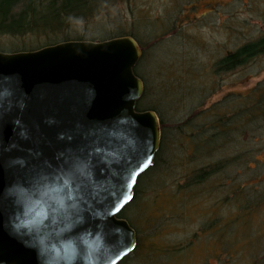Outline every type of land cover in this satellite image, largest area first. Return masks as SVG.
Listing matches in <instances>:
<instances>
[{
    "label": "water",
    "instance_id": "95a60500",
    "mask_svg": "<svg viewBox=\"0 0 264 264\" xmlns=\"http://www.w3.org/2000/svg\"><path fill=\"white\" fill-rule=\"evenodd\" d=\"M141 55L127 34L0 50V264H40L28 237L11 229L14 199L81 156L90 158L97 187L80 227L104 237L99 264H117L134 249L136 231L119 213L161 141L156 111L136 107L144 90L134 71ZM109 128L123 135L115 141L119 157L106 161L92 149L113 146L103 134Z\"/></svg>",
    "mask_w": 264,
    "mask_h": 264
},
{
    "label": "rangeland",
    "instance_id": "374dc122",
    "mask_svg": "<svg viewBox=\"0 0 264 264\" xmlns=\"http://www.w3.org/2000/svg\"><path fill=\"white\" fill-rule=\"evenodd\" d=\"M174 1L134 0L136 13L140 12L142 16L149 15L146 20L160 18L169 11V17L174 18L173 21L176 23L180 20V25L184 29L180 32L176 26L174 32H171L172 39L162 37L163 40H159L160 38H153V32L150 30L152 24H147L149 29L145 34L146 44L151 47L157 43L150 49L146 46L147 68L144 74L147 77L148 89L154 91L149 96L161 102L168 100V95L174 100H177L175 97L182 95L187 104L184 107L180 106L181 119L177 117L176 119L183 122L184 118L196 113L192 128L186 131L193 134V131L207 129L205 135L208 136L209 133L213 134L208 128V123L215 116L213 113L215 102H225L229 113L240 114L251 104L248 99L254 100L258 95L264 94V52L246 63L218 70L216 73L212 70L206 72V65H202L206 60L208 61V54L212 52L216 53V56L225 54L242 42L255 39L264 33V0H181L179 7L174 6ZM116 6L111 7L113 11L122 13L123 5L118 3ZM73 26L75 28L72 26L70 28L76 30L81 28ZM95 28L111 29L103 24L91 23L87 31ZM187 33L195 38L192 43L189 42V48L196 49L197 53L194 55L199 57L200 62H195V59L188 55V42L184 40ZM10 40L16 41L9 37L0 38L1 42ZM172 50L176 52L172 53ZM190 54L193 53L190 51ZM170 62H174L177 67H182V64L196 67L198 72L188 75L181 82L186 90L182 89L184 87H179L171 77L164 75L167 72L162 68L164 65L158 67L160 64L168 65ZM157 68L162 72L157 73ZM164 81L165 85L171 84L168 86L170 94H162L160 98L157 94ZM224 99L225 101L222 102ZM167 104L165 105L169 114H173L170 115V119L180 114L176 102L167 101ZM207 108L211 110L201 112L202 109ZM261 108L262 112L259 114H262V117L253 120L250 126L245 124L248 128L243 136H240L238 130L239 125L245 120L240 118L232 122L230 126L235 129L229 141L222 145L212 144V147H205L207 150L205 152L210 155H203L200 146L198 152L199 147L193 154L187 153L190 147H187L186 143L183 147L178 145L180 141H169L165 152L168 155L166 167L160 168L148 179V188L143 192V199L150 201L155 198L153 202L151 201L153 213L172 212L168 204H173V197L168 190L173 189L179 174L184 177L182 166L186 164H189L191 169L204 167L209 163L214 164L215 169L224 170L219 174L223 183L216 185L219 177L209 179L211 186L215 185L216 188L210 192L208 182L205 183L206 186L203 185L201 190L206 192L199 193V200L187 210L190 215L185 220L175 216L171 219L173 225L166 226L165 229H162L165 224L161 223L164 218L155 219L148 227L140 225L144 233L147 231H154V234L160 231V233L155 239L146 240L142 244V249L134 253L126 264H264V105ZM248 132L253 134L250 136ZM246 135L250 136V140H247ZM224 164H226L225 169ZM210 224L208 229L210 232L193 239V243L183 257L178 259L164 257L162 249L171 244L184 242L194 228L202 231L203 226L207 227Z\"/></svg>",
    "mask_w": 264,
    "mask_h": 264
},
{
    "label": "trees",
    "instance_id": "16d2710c",
    "mask_svg": "<svg viewBox=\"0 0 264 264\" xmlns=\"http://www.w3.org/2000/svg\"><path fill=\"white\" fill-rule=\"evenodd\" d=\"M179 1L181 0L174 1L175 7L176 5L177 7L180 6ZM118 3L123 5V10H121L122 13L116 10L113 11L111 8L112 6L117 7L116 4ZM135 4L136 2H134V0H0V38L9 37L16 39V41H0V50L2 51L13 52L32 50L64 40H103L106 38L126 34L133 36L142 49V55L135 65L134 71L143 79L144 90L136 104V107L138 109L150 108L156 111L160 119L161 141L160 147L153 159V163L139 176L134 188V195L132 199L119 213L120 216L125 217L134 227L137 236V244L134 249L125 257H123L117 264H126L134 253L142 249V244L145 243L146 240H153L160 233V231L157 234H154V231H147V233H144L140 225L143 227H148L155 219L164 218L161 220V223L165 224L162 227V229H165L166 226L169 227L173 225L171 219L175 216L185 220V218L189 217L188 215H190L188 214L187 210H190L194 205H196L197 200H199V193L201 194L202 192V194H204L206 192V190H201L205 183L208 182V188H210V192L216 188L215 185L211 186L210 180L215 179V177H219V181L217 180L218 182L216 185L219 186L223 183V181L220 179L222 176L219 174L224 170H220L219 168L215 169V167H213L214 164L209 163L205 164L204 167L201 166L193 169H191L189 164H186L182 166V171H184L187 175L184 174V177H182L179 174V179L177 177L178 180L176 179L177 181L175 182L173 189L168 190V192L171 193L173 197V204L170 205L167 203L171 207L170 210H172V212L168 213L163 211L157 214L153 213L151 211V208H153L151 203L155 198H152L150 201L145 200L143 199V192L148 188V179H150L160 168L164 166L166 167V164L168 163V155H166L165 152L167 150L169 141H180V144L178 145H182L183 147L184 143H186V146L190 147L187 153L191 152L193 154V152H196V149L200 146L203 150V155H210L206 153V146L212 147V144L222 145L224 142L226 143L229 141L231 133L235 129L234 127H231L230 124L240 120V118H243L245 122L239 125L240 129L238 131L240 136L245 135V130L248 128L247 126H250V123H252L253 120L257 119L258 117H262V114L259 113L262 112L261 106L264 105L263 93L255 97L254 100L252 98L248 99L250 100L251 104L247 106L246 109L240 114H235L233 112L229 113V111L226 109L227 106L224 102L225 99L222 101L224 103L215 102L213 105V113L215 116L212 120L210 119L211 122L208 123V128L209 130H212L211 132L213 134L209 133L208 136L205 135L207 129H203L198 132L193 131V134L188 133L186 130L188 128H192L196 113L192 116H187L184 118L183 122L177 120L181 119L180 106L182 105V107H184V105L187 104L185 103V98H183L181 95L180 97H175L177 100L172 99V96L168 95L170 94L168 93L170 90L168 89V86H171V84L165 85L164 81L163 83L161 82L162 85L160 86V91H158L157 96H160L161 98L162 94H165L168 95L167 98L169 99L161 102L160 100L151 99V96L149 95L152 91L148 89L147 77L144 74V72H146L145 68H147V65H145L148 54V52H146V46H148L150 49L157 44L154 43L151 45V47L148 45V43L146 44L147 41L145 40V34L149 29L147 28V24H152L150 30L153 32V38H160L159 40H163L164 37H167V39H170L171 37L172 39L171 32H174L173 30L176 26L178 28L176 29L180 32L181 30L184 31V29H182L180 25V20L176 23V21H173L174 18L169 17V11H167L160 18L146 20L149 15L145 14L142 16L143 14L141 15L140 12L137 14V10L134 8ZM91 23L103 24L104 26H109L111 29L95 28V30L87 31V27ZM73 25L76 27L80 26V30L71 29L74 27ZM187 34L186 37H184V40L186 43L188 42L187 45L189 54L187 52L186 54L190 55L193 60L195 59V62H200L198 59L199 57L194 55V53H197L196 49L193 46L192 49L189 48L190 43H192L195 38H193L192 34ZM204 41L205 40H202V42ZM190 51L193 53L192 55L190 54ZM173 52L176 51L172 50V53ZM263 52L264 33L255 39L242 42L234 50H229L228 52L226 51L225 54H217V56L216 53L213 52L208 54L207 56L209 58V62L206 60L202 65H206V72L209 73L212 70L216 73L218 70L229 69L234 66L246 63L250 59H254L257 55ZM185 57L184 60L186 59ZM162 65L164 66L162 67ZM159 66L165 68L167 72L165 71L166 73H164V75L171 77L172 80L178 83L179 87H184L182 88L183 90L185 89V85L181 82L184 81L188 75H194L195 72H198L196 67L191 65L185 66L183 64L182 67H177L174 65V62H170L168 65L160 64L158 67ZM161 72L162 70L157 68V73ZM167 101L168 103L176 102L178 105V113L180 114L178 116L174 115L175 118L173 117V119H170V115L173 116V114H169L170 112L166 106L168 105ZM162 102H164L166 105ZM218 108H220V111ZM210 110L211 108L204 110L202 109L201 112H208ZM245 124L248 125L245 126ZM199 129H201V127H199ZM248 134L251 136L253 132L252 134L251 132H248ZM250 136L248 137V135H246V137H248L247 140H250ZM199 138H201V140H198ZM200 147L197 149V152L200 150ZM188 158L192 159V157ZM183 159L189 161L187 158ZM191 162L194 165L193 160H191ZM225 165L226 164H224V169L226 168ZM188 170H190L189 173H187ZM207 196L208 195H206V197ZM206 221L208 222L209 220ZM210 226L211 224L207 227L203 226V229H201L202 231L194 228L192 232H190V235L186 237L184 242L171 244L162 249L164 257L171 259L183 257L195 238L198 236H205ZM168 241H170V239ZM156 249L160 248L156 247Z\"/></svg>",
    "mask_w": 264,
    "mask_h": 264
},
{
    "label": "clouds",
    "instance_id": "9594fccd",
    "mask_svg": "<svg viewBox=\"0 0 264 264\" xmlns=\"http://www.w3.org/2000/svg\"><path fill=\"white\" fill-rule=\"evenodd\" d=\"M53 120L49 118V122ZM103 134L111 138L113 146L96 145L92 152L103 153L106 161L118 158L115 141L123 134L111 128ZM93 180L90 158L81 156L33 191L22 189L19 198L14 199L11 229L28 237L24 242L36 248L40 264H99L97 257L105 251L104 237L90 226L80 227L86 222L85 205L97 187Z\"/></svg>",
    "mask_w": 264,
    "mask_h": 264
},
{
    "label": "snow or ice",
    "instance_id": "6c2138e0",
    "mask_svg": "<svg viewBox=\"0 0 264 264\" xmlns=\"http://www.w3.org/2000/svg\"><path fill=\"white\" fill-rule=\"evenodd\" d=\"M137 167H139V165H137ZM126 199H130V197H126Z\"/></svg>",
    "mask_w": 264,
    "mask_h": 264
}]
</instances>
